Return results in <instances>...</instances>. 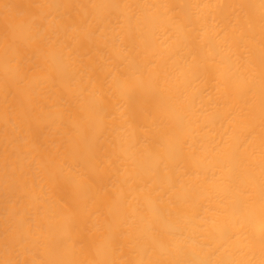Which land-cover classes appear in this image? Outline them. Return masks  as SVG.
Wrapping results in <instances>:
<instances>
[{"label":"bare ground","instance_id":"6f19581e","mask_svg":"<svg viewBox=\"0 0 264 264\" xmlns=\"http://www.w3.org/2000/svg\"><path fill=\"white\" fill-rule=\"evenodd\" d=\"M0 264H264V0H0Z\"/></svg>","mask_w":264,"mask_h":264}]
</instances>
